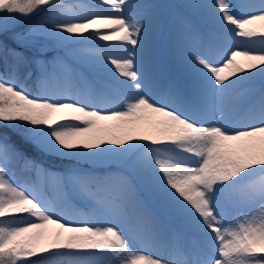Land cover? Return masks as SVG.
I'll use <instances>...</instances> for the list:
<instances>
[{
    "label": "snow or ice",
    "instance_id": "1",
    "mask_svg": "<svg viewBox=\"0 0 264 264\" xmlns=\"http://www.w3.org/2000/svg\"><path fill=\"white\" fill-rule=\"evenodd\" d=\"M64 8L0 0V264H264V0Z\"/></svg>",
    "mask_w": 264,
    "mask_h": 264
},
{
    "label": "rangeland",
    "instance_id": "2",
    "mask_svg": "<svg viewBox=\"0 0 264 264\" xmlns=\"http://www.w3.org/2000/svg\"><path fill=\"white\" fill-rule=\"evenodd\" d=\"M68 1V5H65L64 11L69 15H78L81 14L82 8L81 6L84 4H87L89 0H65ZM162 3L167 4H178L183 3L184 0H161ZM244 3V2H243ZM108 7V6H105ZM29 87V85H27ZM31 88V87H30ZM36 90V89H35ZM34 90V91H35ZM117 109H122V104L115 105ZM87 135V134H85ZM87 167V165H85ZM30 178L34 179V174L29 173L28 174ZM47 195H49L54 201L61 195V193L56 189L54 184H50L47 188ZM86 211V209H84ZM54 226H48L49 229L53 228ZM142 253L144 255H152L153 258H157L159 256V252L156 248L153 247H145L142 250ZM138 264H142V262H138Z\"/></svg>",
    "mask_w": 264,
    "mask_h": 264
},
{
    "label": "bare ground",
    "instance_id": "3",
    "mask_svg": "<svg viewBox=\"0 0 264 264\" xmlns=\"http://www.w3.org/2000/svg\"><path fill=\"white\" fill-rule=\"evenodd\" d=\"M236 3H243L244 0H235ZM261 22H257V26H259ZM239 39V38H237ZM100 43H105L103 41H100ZM238 60H243L242 56H237ZM115 106V105H114ZM155 117L152 116H145L142 120L138 121L135 125V131L137 133H150L152 131L153 123H154Z\"/></svg>",
    "mask_w": 264,
    "mask_h": 264
},
{
    "label": "trees",
    "instance_id": "4",
    "mask_svg": "<svg viewBox=\"0 0 264 264\" xmlns=\"http://www.w3.org/2000/svg\"><path fill=\"white\" fill-rule=\"evenodd\" d=\"M62 3H63L64 5H68V2L65 1V0H62ZM27 85H29V87H31L30 89H31L32 91H34V90L36 89V85H35V84L33 83V81H31V80L27 81Z\"/></svg>",
    "mask_w": 264,
    "mask_h": 264
}]
</instances>
